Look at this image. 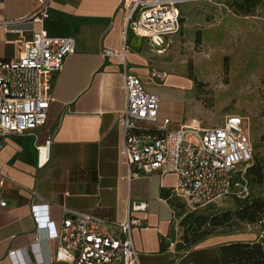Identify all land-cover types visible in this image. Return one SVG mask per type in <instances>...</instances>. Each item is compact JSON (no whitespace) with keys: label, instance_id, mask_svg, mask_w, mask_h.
<instances>
[{"label":"crops","instance_id":"0c3cea01","mask_svg":"<svg viewBox=\"0 0 264 264\" xmlns=\"http://www.w3.org/2000/svg\"><path fill=\"white\" fill-rule=\"evenodd\" d=\"M123 1L51 3L44 29L51 36H73L76 50L53 75L54 99L46 123L26 134L3 137L0 176L6 182L0 193L7 204H0V264H13V249H25L33 264H39L40 257L54 256L55 240L35 245V204H47L51 220L60 225L64 209L125 220L131 201L146 203L145 209L130 212L144 222L133 228L140 264H223L225 237L213 235L193 246L182 239L185 199L173 191L178 176L154 172L133 178L124 161L121 113L126 105L125 71L139 76L148 90L159 94L160 120L169 117L175 125L191 117L184 114L180 95L184 88L195 91V84L175 43L181 34L170 39L165 52H157L131 29L125 33ZM37 3L0 0L3 57H17L19 40L31 39L41 28L29 18ZM124 49L126 65L119 57L102 55L105 50L119 53ZM48 139L50 157L41 166L37 147Z\"/></svg>","mask_w":264,"mask_h":264},{"label":"built area","instance_id":"2783aa9c","mask_svg":"<svg viewBox=\"0 0 264 264\" xmlns=\"http://www.w3.org/2000/svg\"><path fill=\"white\" fill-rule=\"evenodd\" d=\"M53 1L38 0L29 18L41 28L31 39L19 40L17 57H3L0 44V148L3 137L26 134L46 123L54 99L53 75L76 50L73 36H51L43 27ZM192 1L203 0H124L125 33L131 29L157 52H165L170 39L183 30L179 6ZM126 52L105 50L102 55L119 57L126 65ZM123 89L126 105L121 113V153L131 177L175 173L178 180L173 191L192 211L249 194L246 175L254 159V144L248 124L245 127L247 117L229 114L221 125L211 127L188 117L175 125L169 117L160 120V96L148 90L139 76L125 71ZM37 150L38 164L45 165L51 140ZM5 182L0 176V187ZM0 204H7L1 193ZM48 207H32L37 224L35 245L39 247L44 240L57 242L54 256L40 257L39 264H140L133 228L144 222L130 212L145 209L146 203L131 201L129 215L122 221L64 209L60 225L51 220ZM25 253V249L11 250L13 264H33Z\"/></svg>","mask_w":264,"mask_h":264},{"label":"rangeland","instance_id":"374dc122","mask_svg":"<svg viewBox=\"0 0 264 264\" xmlns=\"http://www.w3.org/2000/svg\"><path fill=\"white\" fill-rule=\"evenodd\" d=\"M179 8L184 28L175 43L195 84V91L181 92L184 114L210 127L221 125L225 114L247 117L254 144L246 175L249 194L195 211L182 205L181 237L188 246L220 235L227 240L222 246L246 242L264 247V0L192 1ZM255 199L263 201L260 208L240 210ZM226 211L228 220L219 226L210 218L203 226L195 221L183 225L188 213L213 217Z\"/></svg>","mask_w":264,"mask_h":264},{"label":"trees","instance_id":"16d2710c","mask_svg":"<svg viewBox=\"0 0 264 264\" xmlns=\"http://www.w3.org/2000/svg\"><path fill=\"white\" fill-rule=\"evenodd\" d=\"M246 11H250V7ZM261 205H263L261 199L248 200L245 206H240V210L248 212L252 209L260 208ZM229 214L230 212L226 211L213 217H208L202 214L194 215L188 213L183 225H188L195 221L199 226H203L210 218L214 226H219L228 220ZM221 261L223 264H264V247L260 243L233 242L222 246Z\"/></svg>","mask_w":264,"mask_h":264},{"label":"bare ground","instance_id":"6f19581e","mask_svg":"<svg viewBox=\"0 0 264 264\" xmlns=\"http://www.w3.org/2000/svg\"><path fill=\"white\" fill-rule=\"evenodd\" d=\"M128 3H129V1H128Z\"/></svg>","mask_w":264,"mask_h":264}]
</instances>
